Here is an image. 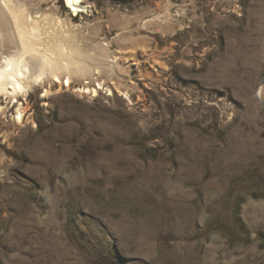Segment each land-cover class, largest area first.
Returning <instances> with one entry per match:
<instances>
[{"label":"rangeland","instance_id":"1","mask_svg":"<svg viewBox=\"0 0 264 264\" xmlns=\"http://www.w3.org/2000/svg\"><path fill=\"white\" fill-rule=\"evenodd\" d=\"M17 1L91 72L0 97V264H264V0Z\"/></svg>","mask_w":264,"mask_h":264},{"label":"bare ground","instance_id":"2","mask_svg":"<svg viewBox=\"0 0 264 264\" xmlns=\"http://www.w3.org/2000/svg\"><path fill=\"white\" fill-rule=\"evenodd\" d=\"M66 2L75 16L84 9L82 0ZM49 24L47 17L34 16L24 2L0 0V97L19 104L18 98L26 99L34 86L51 82L70 88L74 74L91 72L87 61L78 53L80 50L73 48L67 36L53 31L46 40L45 26ZM56 25L61 27V21ZM99 87L102 88L100 83ZM81 92L90 90L85 88ZM92 93L96 96L97 89ZM49 94L47 90L44 97ZM24 105L18 106L15 115L18 124L26 117ZM4 111L5 107L0 103V118Z\"/></svg>","mask_w":264,"mask_h":264}]
</instances>
